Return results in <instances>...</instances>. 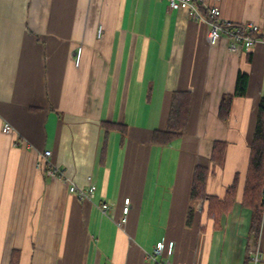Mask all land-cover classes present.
Returning a JSON list of instances; mask_svg holds the SVG:
<instances>
[{
    "label": "crops",
    "instance_id": "obj_1",
    "mask_svg": "<svg viewBox=\"0 0 264 264\" xmlns=\"http://www.w3.org/2000/svg\"><path fill=\"white\" fill-rule=\"evenodd\" d=\"M206 2L228 21L258 25L255 44L210 45L209 22L167 0H0V264L13 253L19 264H156L150 254L169 239L170 264H247L252 245L264 248V217L255 240L241 204L264 95V0ZM240 71L247 92L222 120ZM178 90L192 94L188 128L159 144L154 132L166 129ZM105 121L125 128L106 131ZM215 140L227 143L221 166ZM197 164L209 169L208 194L223 197L239 176L220 229L208 201L191 199ZM90 182L91 198L70 190Z\"/></svg>",
    "mask_w": 264,
    "mask_h": 264
},
{
    "label": "trees",
    "instance_id": "obj_2",
    "mask_svg": "<svg viewBox=\"0 0 264 264\" xmlns=\"http://www.w3.org/2000/svg\"><path fill=\"white\" fill-rule=\"evenodd\" d=\"M260 37L259 34H255ZM249 75L240 71L236 80L234 93L223 95L219 107V118L226 120L230 114L233 98L244 96L247 92ZM192 102V94L189 91H174L171 98L170 111L167 127L164 130L156 129L154 141L159 144H166L176 136L183 134L188 128L189 111ZM106 131L118 128L123 130L125 127L120 123L103 122ZM125 131V130H124ZM227 143L222 140H215L212 149L211 159L214 165L221 166L224 163ZM209 169L197 164L194 170L193 182L191 187V199L208 201L207 216L213 219L214 229L221 228V219L224 214L232 210L236 201L239 176L235 175L233 183L228 187L225 195L208 194L205 191V183ZM241 204L251 209L250 236L258 239L264 217V95L260 98L258 114L250 146L248 167L245 174V185ZM194 219V208L190 207L187 214V224L191 225ZM201 228H204L201 227ZM248 247V246H247ZM249 251V249H248ZM251 262V257L247 253L246 263ZM10 264H19L18 253L12 255Z\"/></svg>",
    "mask_w": 264,
    "mask_h": 264
},
{
    "label": "built area",
    "instance_id": "obj_3",
    "mask_svg": "<svg viewBox=\"0 0 264 264\" xmlns=\"http://www.w3.org/2000/svg\"><path fill=\"white\" fill-rule=\"evenodd\" d=\"M170 9H184L192 17L200 20H206L209 22V30L206 38L210 45H216L220 42L222 37H227L231 40V49L234 51L241 50L243 47L246 49L251 48L259 37L255 34H259V27L253 22L234 23L223 18L219 6L214 3L208 5L206 0H167ZM218 1V0H215ZM103 35V26L99 24L97 28V36L100 38ZM82 52V45L76 50L75 63L79 65ZM2 130L9 133L12 130V125L9 122H5ZM51 154V150H46L43 153V157H47ZM49 172L55 174L53 168L48 169ZM96 185L92 182L87 188L77 187L74 184L70 185V190L77 193L81 198H91L94 195ZM123 207V216L120 220V224L123 225L126 222L127 214L129 211L130 197H125ZM105 210L109 207L107 204L102 206ZM175 240L169 239L158 242L150 257L156 264H170V257L174 253ZM251 263L252 264H264V248L258 246H251ZM161 257V259L159 258Z\"/></svg>",
    "mask_w": 264,
    "mask_h": 264
}]
</instances>
